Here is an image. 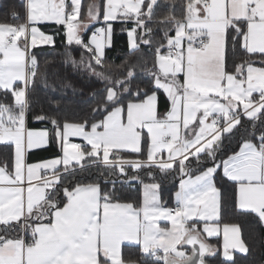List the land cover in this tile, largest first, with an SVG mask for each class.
Instances as JSON below:
<instances>
[{"label": "snow or ice", "instance_id": "snow-or-ice-1", "mask_svg": "<svg viewBox=\"0 0 264 264\" xmlns=\"http://www.w3.org/2000/svg\"><path fill=\"white\" fill-rule=\"evenodd\" d=\"M22 4V20L18 10L11 11L19 23H0V93L12 97L11 104L0 101V144L14 145L11 158H0V226L5 229L0 264H139L124 260V245L139 247L144 264H207L205 257L215 256L217 247L206 237L219 235L226 210L224 191L217 185L221 170L233 189L231 210L254 215L264 226V0H183L179 5L176 0H105V22L132 25L129 51L143 48L153 55L151 68L146 59L139 65L151 86L136 84L135 91L138 65L114 77L96 33L88 42L80 35L100 15L95 0L87 19H81L82 0ZM157 9L164 10L159 17ZM44 21L63 26L67 43L89 54L87 63L83 55L80 61L69 56L66 63L86 68L105 83L92 113L106 114L91 123L87 117L65 121L62 127L55 118L35 117L50 120L62 155L28 163L29 150L50 143L49 130L26 128L28 90L39 68L31 49L41 42L54 44L36 26ZM106 33L110 43L111 23ZM237 51L243 57L233 61L230 71V54ZM257 55L261 67L254 66ZM40 76L47 83L45 74ZM161 90L169 104L162 116ZM126 96L134 100L125 105ZM241 129L239 151L218 159L224 137ZM70 136L85 143H71ZM89 167L101 169L103 183L112 188L105 191L100 180L65 185L67 177ZM129 167L137 174L129 177ZM177 168L176 207L169 208L162 202L161 184L144 183L138 172L147 169L154 181L157 171L166 177ZM128 180L143 185L139 206L113 202L117 182ZM161 220L171 227H162ZM185 246H191L190 252L182 250ZM222 247L224 260L232 264L233 251L249 252L235 224H224Z\"/></svg>", "mask_w": 264, "mask_h": 264}, {"label": "trees", "instance_id": "trees-1", "mask_svg": "<svg viewBox=\"0 0 264 264\" xmlns=\"http://www.w3.org/2000/svg\"><path fill=\"white\" fill-rule=\"evenodd\" d=\"M93 0H83L82 2V15L86 12L88 5ZM104 0H98L100 11L103 6ZM163 2V0H162ZM177 4H181L183 0H176ZM16 9L20 12L21 20L24 16L23 4L18 0H0V23H19L20 21L13 20L11 18V11ZM164 12L163 9H157V16L159 17ZM180 14V9L177 7V15ZM132 27L131 24H124L122 22L116 23L113 26L112 43L105 49V65H111V75L118 76L126 72L127 67L132 65H138L137 67V79L133 81V91H135L136 84L143 87H150V78L142 71L139 65L143 64L146 59L148 61V67L151 68L153 55L148 52L147 49H141L140 52H130L128 48V36L127 29ZM155 27V25H153ZM95 26L89 28L83 35L82 39L87 42L88 37L92 34ZM41 29L53 35L54 44L52 46H39L32 49V53L36 55L39 61L38 75L36 77L35 85L28 90V98L30 101V108L27 113V122L30 126L45 127L50 130L52 125L50 120H37V116H46L49 118H55L59 120L61 127L65 121L83 122L85 117L89 122H95L103 118L102 114L94 115L92 109L96 106L97 101L103 94L105 83L98 79L96 76L91 75L89 71L84 67H73L72 63L68 60L70 56L76 61H80L83 55L85 63L88 62L89 54L85 52V49L76 44L69 45L66 37L63 34L61 26L45 25ZM58 30V31H57ZM159 33L157 39H159ZM243 54L237 51L236 55L229 57V70H232L233 61L239 63ZM256 61L254 65H261L259 63V56L252 58ZM121 65L124 67L121 68ZM101 70V69H98ZM40 73L45 74L47 83L41 78ZM158 96L161 101L164 102V95L159 91ZM144 97L141 95L140 99ZM129 100H134V97L126 96L124 104L126 105ZM0 101L11 104L12 97L9 95L7 99L0 93ZM247 125V121H245ZM243 135V129L240 132H236L234 135L225 136L222 141V147L218 152V159H224L228 155L238 151L241 143V137ZM51 142L48 148L39 150L35 153L40 157H56L59 155L60 150L55 146V136L51 133ZM13 156V146H5L0 144V158ZM134 159H142L143 157L132 156ZM194 164V162H193ZM128 176L131 177L137 174V170H133L131 167L127 169ZM101 169L95 167H89L85 171L77 170L75 176H69L65 179L64 183L72 184L76 183L89 184L100 180L102 188L107 191L112 188V184H104L101 176ZM140 179L144 183L158 182L161 184L160 195L162 202L166 207L174 206V194L177 191L179 183V170L172 172L170 175L163 177L158 171L156 173L155 180H150L147 176V169L138 172ZM115 179V177H113ZM127 177H121V180H126ZM141 183L137 181L128 180L127 183L117 182L115 197L113 202L118 203H133L136 206L141 204ZM217 185L224 191L226 199V210L222 213V218L219 224L238 225L241 229V237L247 244L249 252L235 253L233 259L235 264H264V226H261L260 222L254 215H241L231 210L229 197L232 194V186L230 183L225 182L222 179V170L217 175ZM61 201H64L63 193L60 196ZM5 229L0 226V234H4ZM30 241V234L27 237ZM206 242L215 245L217 247V254L215 256L207 257L208 264H232L231 261H225L221 255L219 247V238L206 239ZM123 258L126 261H135L139 264H144L141 259L139 247H128L124 245L122 247ZM149 264H152L149 261ZM159 264H163L161 261Z\"/></svg>", "mask_w": 264, "mask_h": 264}, {"label": "crops", "instance_id": "crops-1", "mask_svg": "<svg viewBox=\"0 0 264 264\" xmlns=\"http://www.w3.org/2000/svg\"><path fill=\"white\" fill-rule=\"evenodd\" d=\"M82 2H83V0H82ZM92 2H93V1H92ZM92 2H91V3H92ZM95 3L99 5L98 0H95ZM104 3H105V0L103 1V5H104ZM87 11H88V7H87V9H86V12H84L83 15H81V19H87ZM119 22H120V21H118V20H117V21H109V22H105L104 19H103V6H102V9H101V11H100V15H99L98 19L95 20V21H90V22L88 23V27H87V29L84 30V31H82V32L80 33V35H81V37H83V35L86 33V31H87L89 28H91L92 26H95V28L93 29L92 34L88 37L87 42L90 40V38L93 36L94 33H96L98 39H101V38L103 37L102 35H104V37H105V41H104V45H105V47H104V51H105V49L108 48V47L111 45V43H112V36H111V42H110V43H109L108 40H107V33H106V30H107L108 23H111V25H112V33H113V26H114V24L119 23ZM45 25H47V26H49V25L60 26V25H56V24L54 23V21H44V22H42V23L36 25V26L40 29L41 32H43L45 35H50V36H52V37H53V35L48 34V33L44 32V31L41 29V27H42V26H45ZM61 27H62L63 34H64L65 37H66L65 29L63 28V26H61ZM97 29H105V33H104V34L97 33V32H96ZM53 38H54V37H53ZM66 40H67V39H66ZM38 44H39V43H38ZM38 44L35 45L33 48H35V47H39V46H52V45H53V44H45V45H38ZM72 44H75V43H72ZM33 48H32V49H33ZM32 49H31V51H32ZM254 66H255V67H261L262 65H254ZM180 79L182 80L183 77L181 76ZM161 92H162V90H161ZM162 93H163V92H162ZM157 95H158V94H157ZM163 95H164V94H163ZM164 97H165V95H164ZM164 99H165L164 102H162L161 99H160V97L158 96V100H159V103H158V109H159V113L161 114V116H162V115L168 110V108H169V104H168V101H167L166 97H165ZM26 128H27V129H30V130H33V131L49 130L48 128H45V127H34V126H30L29 123L27 122V119H26ZM89 130H90V128H89ZM49 131H50V130H49ZM144 131H145V134H146V129H145ZM50 135H51V133H50ZM49 140H50V142H51V137H49ZM69 141H70L71 143H74V142H80L81 145H83V144L85 143V142L83 141V139H82L81 137H78V136H70V137H69ZM49 145H50V143H47V144H45L44 146H42L41 148H39V149H32V150H29V151L27 152V154H26V160H27V162H28V163H36V162H38V161L49 160V159L55 158V157H51V156H49V157H40V156H36V155H35V153H36L37 151H39V150H43V149H46V148L49 147ZM12 146H13V154H14V145H12ZM55 146L60 150V153H59L58 156H61V155H62V153H61V149H60L59 145L57 144L56 139H55ZM238 151H239V149H238ZM58 156H56V157H58ZM157 158H159V156H158ZM164 158H167V153H164ZM185 178H186V177H185ZM176 190H177V191L179 190V183H178V187H177ZM142 201H143V185H141V203H142ZM175 207H176V203H175V195H174V206L171 207V208H175ZM169 208H170V207H169ZM158 223H159L162 227H163V226L171 227L170 223L167 222V221H162V220H161V221H158ZM223 226H224V225L219 224V228H220V233H219V235H216V236H213V237H206V234H204L205 237H206V239L219 238V247H220V250H221V255H222V253H223V247H222V245H223ZM199 227L202 229V228H203V225L201 224V225H199ZM30 237H31V235H30ZM122 247H123V246H122ZM182 250H185V251H189V252H190V250H188V249H186V248H184V249H182ZM235 253H240V252L233 251V256H234ZM161 255H163V253H161ZM210 257H211V256H210ZM222 257H223V255H222ZM161 262L163 263V261H161Z\"/></svg>", "mask_w": 264, "mask_h": 264}, {"label": "rangeland", "instance_id": "rangeland-1", "mask_svg": "<svg viewBox=\"0 0 264 264\" xmlns=\"http://www.w3.org/2000/svg\"><path fill=\"white\" fill-rule=\"evenodd\" d=\"M103 37L100 39L103 43H104V41H105V37H104V35H102ZM108 40V39H107ZM74 43V42H73ZM38 45H45L44 43H39Z\"/></svg>", "mask_w": 264, "mask_h": 264}, {"label": "water", "instance_id": "water-1", "mask_svg": "<svg viewBox=\"0 0 264 264\" xmlns=\"http://www.w3.org/2000/svg\"><path fill=\"white\" fill-rule=\"evenodd\" d=\"M185 248L188 249V250H190L191 246H185ZM197 248H198V245H197ZM207 257H210V256H206L205 259H206ZM207 264H208V263H207Z\"/></svg>", "mask_w": 264, "mask_h": 264}, {"label": "built area", "instance_id": "built-area-1", "mask_svg": "<svg viewBox=\"0 0 264 264\" xmlns=\"http://www.w3.org/2000/svg\"><path fill=\"white\" fill-rule=\"evenodd\" d=\"M18 2L22 4V0H18ZM74 143L81 144L80 142H74ZM29 242H31V240Z\"/></svg>", "mask_w": 264, "mask_h": 264}]
</instances>
